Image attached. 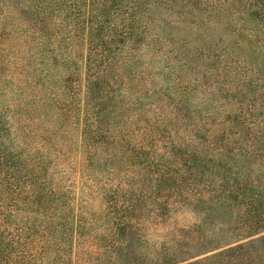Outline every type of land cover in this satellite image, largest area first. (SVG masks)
<instances>
[{"label":"trees","instance_id":"obj_1","mask_svg":"<svg viewBox=\"0 0 264 264\" xmlns=\"http://www.w3.org/2000/svg\"><path fill=\"white\" fill-rule=\"evenodd\" d=\"M41 1L45 10L40 7L39 13L55 17L63 28L52 33L54 47L34 60L29 82L10 79L12 72L3 75L8 64L0 57V264H132L128 256L133 245L147 249L149 233L163 228L155 208L139 204L149 190L143 176L154 193L175 172L163 162L174 157L172 147L160 143L161 134L177 130L171 127L175 116L169 108L157 107L159 93L171 90L163 86L170 85L169 71L178 62L167 19L176 2L196 8L188 0ZM207 1L211 10L246 6L239 0ZM11 9L7 0H0V23ZM14 16L18 18L15 11ZM72 17L81 29H67ZM60 39L67 43L55 45ZM80 45L82 70H75L84 90L74 93L69 77L79 56L72 50ZM14 69L22 70L17 64ZM174 92L179 96L180 91ZM224 130L222 125L217 132ZM232 138L243 140L239 132L228 135L230 144ZM252 149L245 148V154L242 147L233 148V161ZM232 150L222 143L208 157L218 169L213 170L215 179L219 174L225 182H235L219 190L228 199L243 200L235 205V234L245 233L231 238L228 244L235 245L206 259L264 264V203H258L264 199L262 177L224 169L221 155ZM192 152L200 156V148ZM74 155L79 161L75 172ZM153 254L156 264L185 260L165 263L162 253L146 255Z\"/></svg>","mask_w":264,"mask_h":264},{"label":"rangeland","instance_id":"obj_2","mask_svg":"<svg viewBox=\"0 0 264 264\" xmlns=\"http://www.w3.org/2000/svg\"><path fill=\"white\" fill-rule=\"evenodd\" d=\"M188 1L196 11L192 7L183 8L184 5L176 2L170 19H167L170 47L176 53L174 60L178 62L169 71L170 85L163 86L171 90L165 95L159 93L157 107L169 108L175 116L170 120L171 127L177 130L166 131V136L160 135L161 145L172 147L174 152V157H168L163 162L175 172L172 178L160 184L162 190L154 193L148 176H143L149 190L145 192L144 203L139 204L155 208L159 222L163 223V228L153 230L146 237L145 245L148 244V247L146 249L144 245V249L146 254L153 251L162 253L165 263L185 259L180 264H220L223 261L221 257L206 258L235 245L228 244L231 238L245 233L235 234L238 226L235 224L238 216L235 205L243 200L228 199L220 192L219 189H227L235 182H225L224 176L218 178L219 174L215 179L213 170L218 169L208 155L220 151L222 143L229 144L231 150L242 147L241 153H245V148L253 147L251 155H243L238 162L233 161V153L237 152L226 151L221 155L222 163L224 169L231 167V171L239 173L245 169L253 176L260 175L262 179L259 182L264 188V34L261 32L264 31V0H239L241 7L246 5L245 11L238 9L235 3L226 4L223 10H211L207 0ZM7 2L13 9L6 13L9 18L0 23V57L8 64L3 75L12 72L10 79L13 77L23 84L32 74L34 60L42 58L44 52L54 47L50 44L51 40L63 26L48 13H39L40 7L45 10L41 0ZM210 5L215 6L216 3ZM1 12L0 16L4 10ZM49 17L52 23H49ZM72 19L68 24L64 23L67 29L76 26L81 29V24ZM223 23H226L225 26ZM238 27L244 29L237 31ZM253 28L259 32L251 34ZM59 43L67 41L60 39L55 45ZM72 52L79 58L70 70L69 79L73 80L74 93H83V83L75 70V67L79 72L82 70L81 45ZM225 60L234 64L227 65ZM15 64L22 70H15ZM179 78L181 82L176 80ZM75 79L78 81L75 82ZM175 90L180 91L179 96ZM222 125L227 127V131L217 132ZM233 132L241 133L243 140L232 138L230 144L228 135ZM194 138L197 143H193ZM177 142L183 145L179 146ZM194 148H200L197 158L192 152ZM217 153L219 156L220 152ZM188 155L191 157L188 158ZM74 157L77 159L72 165L75 172L79 161L77 156ZM80 180V173L77 172L78 186H81ZM93 202L98 204L96 200ZM258 203H264V199ZM225 220L230 224H223ZM144 249L133 245L128 261L132 264H156V254L146 255ZM162 261L160 264H163Z\"/></svg>","mask_w":264,"mask_h":264}]
</instances>
